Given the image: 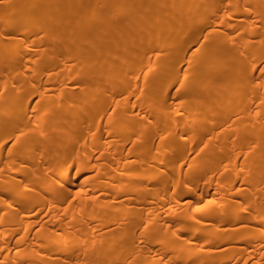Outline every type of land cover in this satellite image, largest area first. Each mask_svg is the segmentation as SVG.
<instances>
[{
	"label": "bare ground",
	"instance_id": "bare-ground-1",
	"mask_svg": "<svg viewBox=\"0 0 264 264\" xmlns=\"http://www.w3.org/2000/svg\"><path fill=\"white\" fill-rule=\"evenodd\" d=\"M0 264H264V0H0Z\"/></svg>",
	"mask_w": 264,
	"mask_h": 264
}]
</instances>
